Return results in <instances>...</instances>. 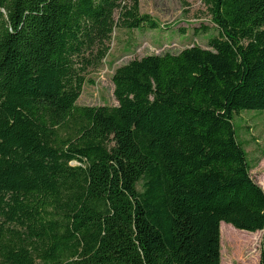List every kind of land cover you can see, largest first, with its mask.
Listing matches in <instances>:
<instances>
[{
	"label": "trees",
	"instance_id": "1",
	"mask_svg": "<svg viewBox=\"0 0 264 264\" xmlns=\"http://www.w3.org/2000/svg\"><path fill=\"white\" fill-rule=\"evenodd\" d=\"M201 2L206 48L132 60L117 105L85 107L115 30L157 22L138 0H0V264H221L225 232L261 233L264 264L233 124L264 111V0Z\"/></svg>",
	"mask_w": 264,
	"mask_h": 264
},
{
	"label": "rangeland",
	"instance_id": "2",
	"mask_svg": "<svg viewBox=\"0 0 264 264\" xmlns=\"http://www.w3.org/2000/svg\"><path fill=\"white\" fill-rule=\"evenodd\" d=\"M139 13L151 17L158 29L126 31L116 29L109 52L97 69L85 74L78 106H116L112 76L115 70L128 62L149 55L177 54L185 48L207 47L209 35H195L200 25L212 27L201 0H138ZM238 140L245 146L253 181L264 191V111H245L233 121ZM74 165V163L72 164ZM222 225H225L222 223ZM230 246L227 233L220 234L221 264H259L262 234L235 237ZM251 242L246 250L244 243Z\"/></svg>",
	"mask_w": 264,
	"mask_h": 264
}]
</instances>
